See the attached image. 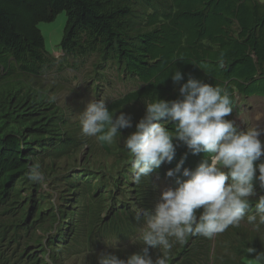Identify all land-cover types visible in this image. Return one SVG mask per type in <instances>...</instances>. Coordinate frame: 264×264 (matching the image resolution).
<instances>
[{"label": "trees", "instance_id": "obj_1", "mask_svg": "<svg viewBox=\"0 0 264 264\" xmlns=\"http://www.w3.org/2000/svg\"><path fill=\"white\" fill-rule=\"evenodd\" d=\"M60 12L66 23L62 56L55 59L45 51L39 25ZM204 64L205 70L199 67ZM110 67L123 84L116 96L102 91L103 82L111 85L104 74ZM176 70L183 75L179 84L171 79ZM77 77L84 88L72 89L76 96L88 103L104 100L113 117L121 111L132 117V128L120 130L127 136L145 115L147 103L182 99L179 88L190 77L226 89L233 112L225 119L234 121L242 111L237 96L264 97V0H0V256L6 254L14 264H97L105 243L99 236L119 230L117 240L126 239L140 214L151 210L147 203L159 191V178H170L167 172L181 159L182 167L204 160L174 139L173 160L135 184L126 174L133 157L123 139L119 145L121 134L111 144L82 132L60 138L50 93ZM82 146L88 151L80 158ZM65 156L74 161L68 172L58 165ZM107 157L115 162L104 171H90ZM258 162L264 163V156ZM30 165H39L42 183L27 178ZM110 169L115 193L105 203L91 192L95 179L106 180ZM259 197L251 200L248 214L256 212ZM52 218L57 224L50 229ZM64 228L69 241L52 246L49 237ZM29 242L35 251L27 257ZM137 243L111 250L140 251L143 242ZM208 245L203 236H189L174 245L168 264H204ZM249 247L256 251L248 253ZM217 253L213 264H247V259L258 260L259 253L264 264V225L229 226L219 237ZM148 254L155 260L163 249L149 247Z\"/></svg>", "mask_w": 264, "mask_h": 264}, {"label": "clouds", "instance_id": "obj_2", "mask_svg": "<svg viewBox=\"0 0 264 264\" xmlns=\"http://www.w3.org/2000/svg\"><path fill=\"white\" fill-rule=\"evenodd\" d=\"M248 54L256 62L259 61L253 52ZM60 56L62 52L59 51L55 59ZM86 64L89 70L93 59L90 58ZM219 66L223 67L222 60ZM199 67L205 70L208 65ZM93 69L91 72L94 74L95 68ZM109 71L116 73L110 67L104 72L105 76ZM51 75L52 71L49 77ZM42 78L43 76L40 81ZM106 79L108 81L107 77ZM171 79L179 84L183 79L181 71H174ZM42 83L49 84L46 79ZM66 84L69 85L67 95L75 96L74 104L66 105L55 89L50 93V98L54 99L55 118L61 125L60 131L55 134L60 138L74 134L79 136L82 132L84 136L95 137L102 144H111L118 133L121 134V129L132 128V117L123 111L113 117L104 100L88 103L85 98L76 96L72 89L81 86L84 88L82 80L80 85H73L70 80ZM102 85L105 86V82ZM104 89L105 87L102 91ZM179 92L182 99H155L147 103L145 115L136 123L135 131L128 136L118 135L119 145L123 139L125 148L133 157L132 163L127 160L129 171L126 174L135 184H140L143 178H149L152 172L159 169L162 163L171 162L176 151L174 139L183 142L193 154L201 155L204 160L182 167L184 160L181 159L175 165V170L167 172L170 178H159V191L147 203L151 210H145L144 217L140 214L141 220L126 239L117 240L119 230L114 235L107 232L99 236L101 242L105 243L97 264H168V254L174 245L183 244L189 236L197 235L209 241L208 253L204 254L208 255V261L204 264H213L218 257L219 237L229 226L246 228L250 224L264 225V196H261V192H264V163L258 162L264 156V128L255 125L245 130L239 121L246 107H251L248 104L250 99L264 97L256 94L244 100L237 96V105L242 111L239 115L235 114L232 121L225 119L233 112V101L226 89L190 77L179 88ZM167 124H172L174 128L170 129ZM87 151L88 146H82L78 157L81 158ZM59 160V168L63 171L68 172L74 166L73 159L68 156ZM114 162L113 157H107L90 171H104L105 167ZM174 173L177 176L175 180ZM26 176L33 183L40 184L44 181L39 165H30ZM112 176L114 170L110 169L106 180L95 179L91 195L105 203L113 198L115 189ZM259 195L255 204L256 212L248 214L251 211L250 204L253 203L251 200L257 199ZM108 205L113 206L114 203L109 201ZM5 223L7 224V219ZM56 224L52 218L50 229L56 227ZM69 238V230L64 228L49 237V241L56 247L62 245L65 239L68 242ZM138 240L143 242L140 251L138 247H130L123 253L111 250L113 245H138ZM149 247L163 249V254L153 260L148 254ZM34 251L29 242L27 257ZM255 251L254 248H248V253ZM256 258L261 259V254H257ZM0 264L14 263L6 254H2Z\"/></svg>", "mask_w": 264, "mask_h": 264}, {"label": "rangeland", "instance_id": "obj_3", "mask_svg": "<svg viewBox=\"0 0 264 264\" xmlns=\"http://www.w3.org/2000/svg\"><path fill=\"white\" fill-rule=\"evenodd\" d=\"M66 23V15L64 12L59 13L53 21L40 23L39 27L44 37L45 51L55 57L59 52L60 41L63 37V30ZM107 78L111 81V85L105 84L104 93L116 96L118 91L123 90V84L118 80L114 71L107 72ZM81 80L77 77L76 81H72V84H81ZM47 83V82H46ZM45 83V84H46ZM68 84L56 90L59 98L65 102V104H74L75 96H69ZM80 105L81 103L78 102ZM249 108L246 107L243 115L240 116L239 121L241 126L247 130V128L258 125L260 128H264V98H252L248 101ZM78 105V106H79ZM264 137V135H263ZM247 264H261L256 259H247ZM263 264V263H262Z\"/></svg>", "mask_w": 264, "mask_h": 264}]
</instances>
